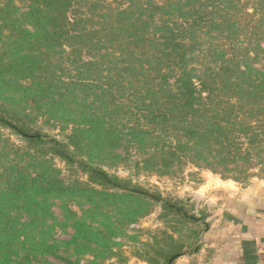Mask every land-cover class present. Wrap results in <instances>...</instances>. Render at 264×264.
Here are the masks:
<instances>
[{"label":"trees","instance_id":"1","mask_svg":"<svg viewBox=\"0 0 264 264\" xmlns=\"http://www.w3.org/2000/svg\"><path fill=\"white\" fill-rule=\"evenodd\" d=\"M100 107L135 118L124 141L154 152L144 166L182 152L264 173V0H0V264H32L23 233L49 200L141 193L94 162L115 140ZM38 112L71 126L65 141L33 126ZM55 159L87 186L64 183Z\"/></svg>","mask_w":264,"mask_h":264},{"label":"rangeland","instance_id":"2","mask_svg":"<svg viewBox=\"0 0 264 264\" xmlns=\"http://www.w3.org/2000/svg\"><path fill=\"white\" fill-rule=\"evenodd\" d=\"M91 99L92 96L87 98L86 104ZM102 107L97 115L116 129L110 134L115 140L100 157L94 154V162H99L110 175L131 182L141 193L124 201L110 195L89 196L87 192L49 200L41 222L30 223L23 233L32 264H175L202 249L205 235L218 223V208L229 190L264 187V173L255 162L236 171L212 172L203 165L194 167L179 152L176 155L181 158L168 169L161 165L144 166L141 162L154 152H143L134 140L124 141L137 135L136 130H127L129 126L137 128L135 118L128 119L132 123H125L126 118L118 114L110 118ZM30 117L36 129L65 141L71 126L62 129L39 112ZM169 132L175 137L165 142L176 147L180 135ZM2 135L17 140L7 131ZM52 164L64 183L78 180L87 186L86 177L76 166L69 167L57 159ZM175 254L178 256L169 260Z\"/></svg>","mask_w":264,"mask_h":264},{"label":"crops","instance_id":"3","mask_svg":"<svg viewBox=\"0 0 264 264\" xmlns=\"http://www.w3.org/2000/svg\"><path fill=\"white\" fill-rule=\"evenodd\" d=\"M198 254L175 264H264V187L229 190Z\"/></svg>","mask_w":264,"mask_h":264},{"label":"water","instance_id":"4","mask_svg":"<svg viewBox=\"0 0 264 264\" xmlns=\"http://www.w3.org/2000/svg\"><path fill=\"white\" fill-rule=\"evenodd\" d=\"M245 189H247V188H245Z\"/></svg>","mask_w":264,"mask_h":264}]
</instances>
